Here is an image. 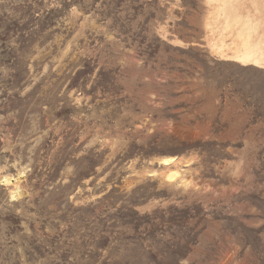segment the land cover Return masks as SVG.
<instances>
[{
    "label": "rangeland",
    "instance_id": "rangeland-1",
    "mask_svg": "<svg viewBox=\"0 0 264 264\" xmlns=\"http://www.w3.org/2000/svg\"><path fill=\"white\" fill-rule=\"evenodd\" d=\"M0 264H264V0H0Z\"/></svg>",
    "mask_w": 264,
    "mask_h": 264
},
{
    "label": "bare ground",
    "instance_id": "bare-ground-1",
    "mask_svg": "<svg viewBox=\"0 0 264 264\" xmlns=\"http://www.w3.org/2000/svg\"><path fill=\"white\" fill-rule=\"evenodd\" d=\"M165 162H166V163H168V162H169V160H166Z\"/></svg>",
    "mask_w": 264,
    "mask_h": 264
}]
</instances>
